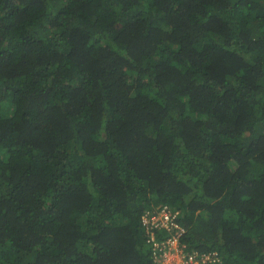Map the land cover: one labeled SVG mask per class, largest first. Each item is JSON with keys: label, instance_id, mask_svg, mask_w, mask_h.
Wrapping results in <instances>:
<instances>
[{"label": "trees", "instance_id": "1", "mask_svg": "<svg viewBox=\"0 0 264 264\" xmlns=\"http://www.w3.org/2000/svg\"><path fill=\"white\" fill-rule=\"evenodd\" d=\"M164 208L264 264V0H0V264H152Z\"/></svg>", "mask_w": 264, "mask_h": 264}, {"label": "built area", "instance_id": "2", "mask_svg": "<svg viewBox=\"0 0 264 264\" xmlns=\"http://www.w3.org/2000/svg\"><path fill=\"white\" fill-rule=\"evenodd\" d=\"M157 215L145 216L142 224L147 234L153 228H163L167 236L156 241L153 233L148 236L149 252L152 264H220L219 256L215 252H198L188 250L187 245L181 243L185 231L177 223L178 213H169L166 208L161 209ZM148 215V214H147Z\"/></svg>", "mask_w": 264, "mask_h": 264}, {"label": "clouds", "instance_id": "3", "mask_svg": "<svg viewBox=\"0 0 264 264\" xmlns=\"http://www.w3.org/2000/svg\"><path fill=\"white\" fill-rule=\"evenodd\" d=\"M173 214V213H172ZM178 220H180V214L178 213V219H177V223H178ZM179 225V224H178ZM180 227H182L183 229H184V231H185V233H184V235L186 234V232H187V230H186V228H184L183 227V225H179ZM154 234V233H153ZM149 235V234H148ZM183 235V236H184ZM182 236V237H183ZM182 239V238H181ZM181 243H183V244H185V245H187V247H188V250H195L193 247H191L190 245H188L186 242H182L181 241ZM148 248H149V245H148ZM196 251H198V250H196ZM198 252H200L201 253V251H198ZM207 252H215V253H217L218 254V252L216 251V250H214V251H207ZM218 256H219V254H218ZM151 258V257H150ZM151 263H152V259H151ZM221 264V263H220Z\"/></svg>", "mask_w": 264, "mask_h": 264}, {"label": "rangeland", "instance_id": "4", "mask_svg": "<svg viewBox=\"0 0 264 264\" xmlns=\"http://www.w3.org/2000/svg\"><path fill=\"white\" fill-rule=\"evenodd\" d=\"M5 158V157H4Z\"/></svg>", "mask_w": 264, "mask_h": 264}]
</instances>
